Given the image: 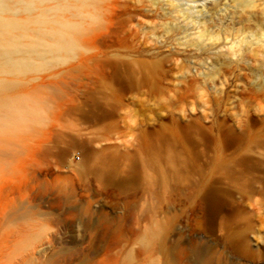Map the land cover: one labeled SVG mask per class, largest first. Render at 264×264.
Listing matches in <instances>:
<instances>
[{"label":"rangeland","instance_id":"374dc122","mask_svg":"<svg viewBox=\"0 0 264 264\" xmlns=\"http://www.w3.org/2000/svg\"><path fill=\"white\" fill-rule=\"evenodd\" d=\"M0 21V264H264V0Z\"/></svg>","mask_w":264,"mask_h":264},{"label":"bare ground","instance_id":"6f19581e","mask_svg":"<svg viewBox=\"0 0 264 264\" xmlns=\"http://www.w3.org/2000/svg\"><path fill=\"white\" fill-rule=\"evenodd\" d=\"M5 6H6V0H0V8H4ZM0 23H1V21H0ZM59 48H60V46H59ZM11 56H12V53L11 52H8V53H6L4 55H1L0 54V61H2V60H8V59L11 58ZM8 89H9V84L0 83V95L3 94V93H5ZM11 113L12 112L10 110H8L6 112V114L8 116H10ZM5 152H6V154L12 155V153L9 152V151H5Z\"/></svg>","mask_w":264,"mask_h":264}]
</instances>
